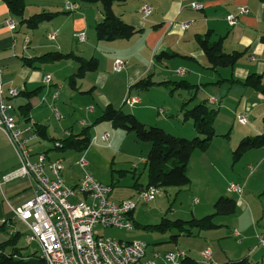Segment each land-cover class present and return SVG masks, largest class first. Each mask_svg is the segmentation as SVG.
I'll return each instance as SVG.
<instances>
[{
    "label": "crops",
    "instance_id": "obj_1",
    "mask_svg": "<svg viewBox=\"0 0 264 264\" xmlns=\"http://www.w3.org/2000/svg\"><path fill=\"white\" fill-rule=\"evenodd\" d=\"M63 1L64 0H25V17L39 12H49L56 14L50 21H47V23L43 22L40 24V26L44 30L46 37L48 33L55 34V37L52 40L53 44L43 42L40 37L37 39V41H35V43H33V39L35 38V35H33V37L29 39V43L26 48H23L22 34L24 33V27L19 28L16 24L17 27L15 30L8 29V27L4 24L5 19L12 18L16 23L17 20L9 13L5 3L0 0V69L2 71L3 97L8 100L14 108L17 98H21V101L19 99L18 107L22 104H25L26 102H28L31 107L28 114L29 119L27 121L22 117L19 109L14 114L13 119L16 124L18 123L17 125L19 127L24 128L29 124L34 125L35 123H37L30 120V118H32L31 110L36 109L38 112H43L45 110V107L43 105L46 102L39 103L43 95H46V98L50 97V94L54 90L59 89V97L56 100L59 101V98L61 97V103H65L63 102L64 80L60 79L61 77L65 76V73L63 74V76H58L57 74H55V72H53V74L51 75L47 70L51 67L53 68L60 66V64L63 63L66 67L70 68L69 71H72L68 74V76H70L77 70L78 66V63L76 61L69 58L63 61L48 64H39L37 68H30L29 66L23 64L22 59L39 56L43 54L44 51H51L50 49L58 50L64 53L73 52L74 54L80 55L85 59L90 58L94 56V54H89V56H86L84 51L87 50V47H85L86 49L82 48V50L77 51H75L74 49V46L77 42L74 35L75 33H78L80 31H83L86 37L85 41L80 43L87 44L89 42L87 46H93V49L95 50L99 49V52L97 53L99 57L97 58V56H94L98 60L97 71H95L97 77H94L93 79L85 83L81 82L80 84H78L76 81L74 85L75 88L70 86L69 99H73L77 94L88 95V97H90L89 94H94L95 91H98V86L104 88L106 82L108 81V77L111 76L114 79H110V81L108 82L109 88H106L105 86V89L107 91L116 90V95L113 96L102 93L97 94L96 98L94 99H97L99 101L101 107H104L109 103L114 107L121 106L123 109L124 105L122 106V102L127 94H129L131 97H136L139 102H136L135 104L139 106L135 108L131 105V112L141 122H145L147 121L148 117L152 116L151 111L155 109V106L157 104V101L155 100L156 98H153V96H149L144 102L143 97L139 94V91H128V88L132 83L146 76L147 74H151V78L155 82L173 80V78H170L168 72V70H170V68H168L169 60L173 58L164 60L154 59V55L161 50H171L180 55L176 57L187 60L190 63L189 65L193 67V70H189L184 66H175L177 68L184 69L183 73L180 75H185L189 71H193L194 75L191 78L195 81L190 82L187 79L186 80L198 86L195 95V102L206 100L209 105L217 109L214 126L218 122V120H221L225 124H232L231 120L233 119L232 117H230L232 115L231 102L235 103L234 105L236 107L234 108L237 109L241 106V109L247 114H249L252 110H256L258 107H261V104H263L262 106H264V95L253 88L244 87L238 82L231 83L230 81H228V79H237L241 81L248 74L257 73L261 74L262 80L264 82V3L258 0H126V2L122 5L115 4L113 6L114 12L121 19L142 30L135 33L131 38L127 40L104 42L98 41L95 37L94 42L93 35H91L88 31L89 18L90 15H93V21L95 25L102 19L101 10L97 9L93 11L91 8H88L84 9L83 12H68L64 8ZM194 1L201 2L203 8H191L190 3ZM143 5H149L151 7V12L146 17H144L140 12V8ZM239 6L247 7L248 11L247 13L238 15L237 22L233 25H230L226 20V16L229 14H235L237 12V7ZM186 20H191V25L185 30L180 29V23ZM40 26L35 29L40 28ZM209 30L212 32V36L210 38L211 40L222 37V47L224 51L230 52L233 50H237L244 52L243 56L233 67L217 68L215 70L207 68L208 64L206 62V59L202 51L198 48L197 37H202ZM99 45H102L104 47H102L101 49ZM116 58L121 59L125 62L124 69L120 72L114 71L115 73L109 71L107 72L106 69H104V66L109 65L110 67H112L113 60ZM153 61L159 63L161 66L164 65V68H167L164 69L163 67H161L162 69L160 71L156 73L151 72L150 69L152 67ZM198 67H202L203 70H206V74L199 72ZM172 70L175 72V69L172 68ZM105 73L108 75H106ZM46 74L50 75V85L46 90L47 92H44L42 78ZM53 76L55 80H53ZM221 79L224 81L221 82ZM103 81L106 82L102 86L101 83ZM39 86L42 88L38 91V95L30 98L29 100L25 99V97L21 95V92L29 91ZM162 87L167 88L165 86ZM10 89H17V94L13 97H10L8 95ZM166 92H168L165 93L166 97L163 99V101H159L160 104L157 105H164L167 111H170V113L173 112V115L175 116H168L170 113L167 112L168 114H166L165 111H160L163 110L161 106H156V115H159V113H163L165 117H163L162 120H164L163 122L167 125H172V123L186 125L185 121L181 119L182 115L180 112V105L182 101L185 100V98H183L182 101H179L178 99L176 101L174 99H171L175 92L173 94H170L168 90ZM231 96H233V98ZM119 103H121V105L116 106ZM223 109H225L227 113H223ZM89 110L93 112L95 109L90 106ZM228 113L230 115H228ZM263 117L264 108L261 110L259 119L257 122H255V124H253L251 121L249 127H246V125L249 123L248 119L245 123L240 122L241 125L244 126V128L240 129V133L245 136L251 132L259 131V129H261V121ZM155 119H159V116H157ZM79 124L81 126L88 125L85 124L83 120ZM68 133L69 131L65 130V135ZM229 133L230 130L228 131V137ZM189 134L195 135V132L190 127ZM221 135L222 134H219L220 137H223V135ZM35 139H40V137L36 135L33 140ZM213 140L210 141L209 146L205 151H200V155H197L198 153H196V151H193L189 159L187 169L191 168V162L194 157L197 159H203L204 157L205 160L203 159V165L207 168L212 169V167H215V163H212L210 161L208 162V159H206V152L211 151L212 155L214 154L215 150L213 151V149L216 143L213 145L211 143ZM48 150L49 152L47 153V157H49L50 159H54V157L50 156L49 154L52 148ZM55 157L58 158V156ZM210 158H212V156H210ZM15 166L16 163L13 162L10 166L6 167L4 170L7 172H4L2 175H0V179H2L5 175L14 172L18 168ZM8 169L10 170L8 171ZM249 174V177H251L252 175H254V172L251 171ZM81 176L82 173H79L75 176L70 175L69 182H65L70 185H74L77 183L78 179ZM248 179L250 182L251 178ZM238 183L239 182H237V184ZM2 185L6 186V191L2 189ZM2 185L0 192L5 199L8 211H4L3 206L0 205V222L2 221V219L12 216L10 205L19 204L21 201L29 197L32 192V181L26 177H17L7 181L3 180ZM242 194L236 195L238 198L236 202L244 209V211L248 210L250 217L253 219L254 212L251 209L252 197L248 196L247 193H244L243 196ZM132 219L136 221V218L134 217V211L132 213ZM217 224H219L220 226L222 225L220 223ZM234 229L237 230V228H233V230ZM216 230L217 229H213L210 231ZM237 231L239 232V230ZM181 236H179V238ZM233 237L235 238V236ZM178 240L176 244L178 243ZM172 244L176 245L175 243ZM169 250L173 249H164L160 251ZM255 250L256 249H254L252 253H254ZM156 251L158 250L156 249ZM238 259L239 258H233L231 260V256H229V254H227L225 251H223L220 257L215 253L214 249L211 251L210 262L212 261V263L228 264V262L238 261ZM242 259H245L244 262L247 261L246 258ZM260 263H262L261 258L259 263L255 260V262H253L252 264Z\"/></svg>",
    "mask_w": 264,
    "mask_h": 264
},
{
    "label": "rangeland",
    "instance_id": "obj_2",
    "mask_svg": "<svg viewBox=\"0 0 264 264\" xmlns=\"http://www.w3.org/2000/svg\"><path fill=\"white\" fill-rule=\"evenodd\" d=\"M80 6L81 10H77L79 12H83L84 9L88 8H91L93 11L97 9L101 10L99 3L80 4ZM44 23H47V21H44ZM93 25V15H90L88 31L91 35H93V41L95 42V32ZM23 30L24 33L22 34V41L25 38L30 39L33 37V35H35L33 43H35V41H37V39L40 37L43 42L53 44V41L46 37L41 26L38 29L26 30V28H23ZM87 44H89V42ZM87 44L77 41L74 49L77 51L82 50V48L86 49L85 47H87V50L84 51L86 56H89V54H94V56H97L98 58L99 56L97 53L99 52V49H97V51L93 49V46H87ZM99 46L101 49L104 47L102 45ZM189 64L190 63L187 60L179 57L169 60L168 68H170V70H168V72L170 78H173V80L187 79L190 82L195 81L191 78L194 75L193 71H189L185 75L176 73L177 67L175 66L179 65L184 66L189 70H193V67ZM161 67L164 68V65L161 66L159 63L153 61L150 71L156 73L162 69ZM166 68L167 67L164 69ZM172 68L175 69V72L172 70ZM104 69H106L107 72L109 71L115 73L112 70V67L109 65L104 66ZM198 69L199 72L206 74V70H203L202 67H198ZM69 70L70 68L66 67L63 63L60 64V66L53 68L51 67L47 70L51 75L53 72H55V74L58 76H63L65 73V76L60 78L64 80L63 102L65 103H61V97L59 98V101L56 100L57 102L51 100L50 97H47L46 103L43 105L45 107L43 112H38L36 109L31 110L32 118H30V120L37 123L46 124L48 127V135L55 138H61L65 136V130L71 131L73 133L78 132L82 127L79 124L82 120L85 122V124H90L93 122L96 116L100 114L102 108L99 104V101L94 99L96 98L97 94L104 93L114 96L117 93L116 90L107 91L105 89V86L106 88H109L108 82L110 79H114L110 76L108 77L107 82L103 81L101 83L103 86L106 82L104 88L98 86V91H95V93L93 92L94 94H89L90 97H88V95L77 94L73 99H69L70 86L68 84V74L69 72H72ZM94 77H97L95 71L86 72L84 77L76 78V81L78 84L81 82L85 83ZM53 80H55V78ZM43 85L44 92H47L46 90L49 86L45 85L44 83ZM167 90V88L156 85L150 87L148 90L139 91V94L143 97L144 102L146 101L147 97L153 96V98H156L155 100L157 101V104H160L159 101H163V99L166 97L165 93H168L166 92ZM231 97L233 98V96ZM183 98H188L187 92L183 90H180L179 92L176 91L173 97H171V99L176 101L177 99L182 101ZM19 99L21 101V98ZM19 99L17 98L15 101L13 115L18 111ZM49 102H54V107H56L60 117H56L54 115L52 108L49 106ZM157 104L156 106H161L163 109L162 111H165L166 114L170 113V111H167L164 105ZM234 104L235 103L231 102L232 115L230 117L233 119L231 120L232 124H225L221 120H218L214 126L217 134H225L230 130L229 137L225 138L218 136L214 138V140L211 142L213 145L216 143L213 149V151L215 150L214 154L212 155L211 151L206 152V159H208V162L210 161L215 163V167H212V169L207 168L203 165V161L205 160L204 157V160L194 157L191 162V168L187 169V175L190 178V183L188 185L183 187H159L157 189L155 198L146 203L138 199L137 187L138 185H145L147 182V169L144 164V160L149 150V143L136 140L133 133H126L122 129H113L108 122H100L94 124L91 129V133L95 136H99L105 131L109 132L111 137L110 146L99 140L96 143H91L89 147L83 152H76L72 149H67L63 152L51 150L49 154L54 158L55 156H58L62 159V174L66 182H69L70 175L75 176L79 173H83L82 169L78 166V161L81 156H84L86 162L88 163L85 171L90 175L95 176V178L101 183L111 186V199H130L136 202L134 217L136 218V221L141 224L158 223L162 217L187 220L192 217L200 218L207 214H211L214 212L213 203L219 196L232 197L235 198L236 201L238 200L236 196L237 193L229 190L228 186L230 183L239 182L240 185L243 186V194L247 193L248 196L252 197L251 209L254 212L253 219L250 217L249 211H244V209L236 202V211L234 214L215 217V222L222 224L219 228H217L216 231L200 230L191 236H181L176 245L166 242L168 241L170 234L175 233V231H169L164 234L159 232H145L137 228H132L130 230L109 228L100 231L104 236L113 239H137L144 241L148 244L147 254L145 256V259L147 260L150 259V254L155 252L156 249L158 251L164 249H181L201 263H206V260H204L202 256V252L205 249H209L210 252L214 249L215 253L219 257L223 251H225L227 254H229V256H231V260L233 258H239L238 261L228 262V264H239V261H241L242 258L247 259V261L243 262L242 264H252L255 262V260L259 263L260 258L262 259V263L260 264H263L264 246L259 244L258 236H264V194L262 193L264 191V147L249 150L237 161L233 160L232 150L235 148L240 138L244 136L242 133H240V129L244 128V126L241 125L238 117L240 115H244L246 117V121L248 119L249 122L246 127H249L251 121L253 124L258 121L259 114L264 106L261 104V107H258L256 110H252L249 114H247L241 109V106L237 109L234 108L236 107ZM120 105L121 103L116 106ZM90 106L95 109L93 112L89 110ZM132 106L137 108L139 105L134 104ZM132 106L127 103L124 105L123 111L125 113H132ZM156 106L155 109L151 111L152 116L148 117L147 121L142 122L148 126L160 127L166 132L179 137L191 139L193 136H197L196 134H189V127L193 129L190 120L185 121L186 125L175 123H172V125L165 124L163 122L164 120H162V118L165 117L164 114L159 113V115H156ZM222 112L227 113L225 109H223ZM173 114L174 113L171 112L168 116L174 117L175 115ZM228 115L230 114L228 113ZM157 116H159V119L156 120L155 118ZM260 132L261 129H259V131L251 132L247 135H255L259 134ZM28 146L33 154L31 156V160H34L36 153L51 149L53 147V143L50 140L40 138L31 140ZM195 151L198 153L197 155H200L199 150ZM210 156H212V158H210ZM13 162L16 163L15 167L20 166V161L13 144L8 139V137L2 131H0V175H2L4 172H7L4 169L10 166ZM249 165L253 166L252 172H254V175L251 177H249ZM9 170L10 169H8V171ZM248 178H251L250 182ZM5 187V185H2V189L6 191ZM0 205L3 206L4 211H8L5 199L3 198L1 192ZM12 226L21 232L25 231V229L17 220H13ZM233 228H237V230H239V233L241 234L239 238L233 237ZM7 236L8 234L1 232L0 242L6 239ZM239 239H241L240 242H238ZM18 247L22 248L21 252L25 255L30 254L35 250L39 252V249L36 247V245H27L23 237L19 240ZM254 249L256 250L254 253H252Z\"/></svg>",
    "mask_w": 264,
    "mask_h": 264
},
{
    "label": "trees",
    "instance_id": "obj_3",
    "mask_svg": "<svg viewBox=\"0 0 264 264\" xmlns=\"http://www.w3.org/2000/svg\"><path fill=\"white\" fill-rule=\"evenodd\" d=\"M2 1L7 6L9 13L16 18L17 23H15L19 28L24 27L26 29H35L41 24V22L50 21L56 14L39 12L25 17V0ZM75 1L79 4H100L102 19L94 25L95 37L98 41L108 42L127 40L135 33L142 30L121 19L114 12L113 6L115 4L122 5L126 0ZM258 1L264 3V0ZM211 36L212 32L209 30L202 37H197L198 48L202 51L206 59L208 64L207 68L215 70L217 68L233 67L243 56L244 52L237 50L226 52L222 47V37L211 40ZM176 56L180 55L171 50H161L154 55V59L164 60ZM69 58L78 63L77 70L68 77L69 86L75 88L74 85L76 78H82L86 72L97 70L98 60L96 57L92 56L85 59L73 52L64 53L58 50H51L44 52L39 56L24 58L22 61L23 64L30 68H37L39 64H48L67 60ZM220 81L223 82L224 80L221 79ZM228 81L231 83L238 82L242 86L253 88L264 95V82L261 74L250 73L241 81L237 79H228ZM154 85L167 87L170 94L180 90L187 92L188 98L182 101L180 112L183 121H191L192 128L197 136L187 139L166 132L160 127L148 126L141 122L133 113H125L121 106L118 108L109 103L101 108L100 114L95 118L94 122L88 125H82L80 130L76 133L69 131L68 134L61 138L51 137L47 133V126L37 123L33 125L32 132L42 139L52 141V150L63 152L67 149H72L76 152H83L91 144V138L94 136L91 133V129L94 124L108 122L111 128L122 129L126 133H133L136 140L149 143V150L144 160L147 169V182L145 185H138V191L139 189L148 186H153L157 189L159 187L186 186L190 183V178L187 175V166L191 154L195 150L205 151L208 148L210 141L219 136L214 127L217 109L209 105L206 100L195 102V95L198 86L188 82L186 79L155 82L152 80L151 74H147L132 83L129 86L128 91H145ZM41 88L42 87L39 86L29 91H23L21 92V95L29 100L38 95L37 93ZM128 96L130 95L127 94L126 97ZM126 97L123 99L122 106L127 104L125 102ZM18 109L22 117L28 120V114L31 109L29 103L26 102L25 104H22ZM261 122V132L259 134L245 135L240 138L237 145L232 150L234 161L239 160L249 150L264 147V117ZM222 135L223 137H228V132ZM48 152L49 150H45L43 153L47 156ZM262 193L264 194V191ZM213 208L214 212L211 214H207L200 218L192 217L187 220L162 217L160 222L154 224H141L133 220V228L141 229L145 232H159L162 234L169 231H175V233L170 234L167 242L176 244L181 235L191 236L200 230H213L219 228L220 225L215 222V217L234 214L236 211V200L232 197L219 196L213 203ZM13 220L14 219H12L11 216L6 217L5 221L2 219L0 222V233L8 234L7 238L0 242V264H46L36 250L26 255L21 252L22 248L18 247V242L23 237L24 232H21L20 230H16L14 233L9 231L10 225L13 224ZM244 261L245 259H242L239 261V264H242ZM181 264L227 263H201L185 252Z\"/></svg>",
    "mask_w": 264,
    "mask_h": 264
},
{
    "label": "built area",
    "instance_id": "obj_4",
    "mask_svg": "<svg viewBox=\"0 0 264 264\" xmlns=\"http://www.w3.org/2000/svg\"><path fill=\"white\" fill-rule=\"evenodd\" d=\"M64 8L68 12H75L80 9V4L75 0H64ZM191 8L202 9L201 2H191ZM245 6L237 7L235 14L226 16L230 25L237 22V16L247 13ZM141 14L146 17L151 12L149 5L140 8ZM191 20L180 23V29L185 30L191 25ZM4 24L10 30L16 29V23L12 18H7ZM78 42L85 41V33H75ZM47 37L54 39V33H48ZM29 43V39L23 40V48ZM125 62L121 59H114L112 69L120 72L124 69ZM183 68L176 69L182 74ZM42 83L50 85V75L42 78ZM17 89H10L8 95L13 97ZM59 97V89L50 94L51 100ZM46 102V95L41 97L39 103ZM125 102L133 105L139 100L136 97L128 96ZM53 113L60 117L54 102L50 103ZM13 105L3 97L2 71L0 69V131H2L13 144L18 155L20 166L12 173L0 179L1 185L4 181L13 178H29L32 181V192L29 197L17 205H10L12 219L19 221L24 231V241L27 245H36L39 249L38 255L43 258L46 264H181L185 251L181 249L169 251H155L146 260L147 243L141 240H117L104 236L100 230L116 228H133L132 213L136 202L130 199L115 201L110 198L111 186L98 181L94 176L85 171L87 162L84 156L78 161L82 169V176L75 185L65 182L62 176L63 164L61 158L50 159L45 153H36L35 159L29 142L35 138L32 132L33 125L19 127L13 117ZM162 111V110H160ZM239 122L245 123L246 117L240 115ZM110 145V133L105 131L100 136H93L91 143L97 141ZM249 172L253 166H248ZM228 189L242 193V186L237 183H230ZM138 199L142 202L153 200L157 194V188L148 186L139 189ZM5 221V219H3ZM10 232L16 229L10 225ZM233 236L240 237V233L234 229ZM259 244L264 246V236H258ZM241 241V239H239ZM202 256L206 262L211 260V252L205 249Z\"/></svg>",
    "mask_w": 264,
    "mask_h": 264
},
{
    "label": "bare ground",
    "instance_id": "obj_5",
    "mask_svg": "<svg viewBox=\"0 0 264 264\" xmlns=\"http://www.w3.org/2000/svg\"><path fill=\"white\" fill-rule=\"evenodd\" d=\"M81 10V9H80ZM6 98H8V97H6ZM10 99V98H9ZM119 108V107H118ZM20 112V111H19ZM27 121V120H26ZM18 124V123H17ZM33 124V123H32ZM35 125V124H34ZM35 127V126H34ZM56 158V157H55ZM145 163V162H144ZM75 185V184H74ZM156 251V250H155ZM147 260V259H146Z\"/></svg>",
    "mask_w": 264,
    "mask_h": 264
}]
</instances>
